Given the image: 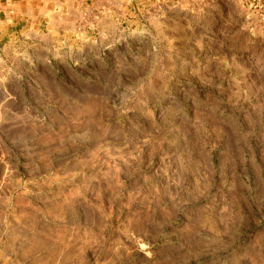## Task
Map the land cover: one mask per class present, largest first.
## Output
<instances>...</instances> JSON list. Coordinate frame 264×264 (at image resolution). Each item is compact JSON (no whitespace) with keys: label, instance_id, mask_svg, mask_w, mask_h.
<instances>
[{"label":"rangeland","instance_id":"1","mask_svg":"<svg viewBox=\"0 0 264 264\" xmlns=\"http://www.w3.org/2000/svg\"><path fill=\"white\" fill-rule=\"evenodd\" d=\"M38 3L0 43V264H264V0Z\"/></svg>","mask_w":264,"mask_h":264},{"label":"crops","instance_id":"2","mask_svg":"<svg viewBox=\"0 0 264 264\" xmlns=\"http://www.w3.org/2000/svg\"><path fill=\"white\" fill-rule=\"evenodd\" d=\"M73 3V6H80L82 0H68ZM101 4L108 3L109 0H96ZM39 0H0V43L12 37L13 35H23L28 37L30 32L27 30L28 25L19 27V24L27 21V18L30 17L32 8L34 6H39ZM21 42V41H20Z\"/></svg>","mask_w":264,"mask_h":264}]
</instances>
